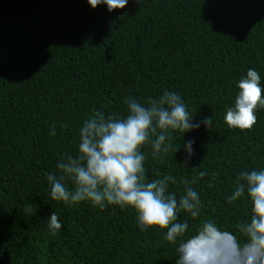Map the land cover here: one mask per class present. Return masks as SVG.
<instances>
[{"label": "trees", "instance_id": "16d2710c", "mask_svg": "<svg viewBox=\"0 0 264 264\" xmlns=\"http://www.w3.org/2000/svg\"><path fill=\"white\" fill-rule=\"evenodd\" d=\"M248 69L264 88V0H129L112 12L88 0H0V264H175L176 246L163 231H141L133 210L53 201L46 178L59 175L65 153L77 154L94 111L125 116L127 98L143 103L165 90L181 95L196 122L213 117V127L174 134L176 147L195 142L187 167L183 147L162 164L145 146L147 176L205 171L192 185L200 216L179 220L188 219L189 235L213 220L243 239L237 224L250 218V199L226 198L242 171L264 170V108L252 131L229 128L224 116ZM184 187L169 192L179 198ZM54 211L55 236L46 227Z\"/></svg>", "mask_w": 264, "mask_h": 264}, {"label": "clouds", "instance_id": "9594fccd", "mask_svg": "<svg viewBox=\"0 0 264 264\" xmlns=\"http://www.w3.org/2000/svg\"><path fill=\"white\" fill-rule=\"evenodd\" d=\"M93 9L104 4L112 12L124 9L129 0H88ZM143 6V0H134ZM238 93L232 106L226 109L224 122L229 128L252 131L257 123L256 111L264 108V88L255 69H248L238 84ZM127 115L106 114L96 110L83 121L79 130L76 155L65 153L57 163L59 175L47 174L51 200L69 206L87 202L103 211L109 206L121 210L131 209L141 231L155 228L164 232L167 242L176 246L175 264H264V170L242 171L236 178L229 204L245 195L252 204L250 218L239 222L237 229L241 239L230 231L220 229L215 221L202 222L193 234H188L189 221L179 220L181 212L195 220L201 214L202 201L192 187L207 174L180 178L161 175L156 179L146 174L143 152L151 148L153 159L166 163L170 152L175 155L183 147L185 167L194 152V140H183L176 147L174 134L198 129L201 124L213 127V117L196 122L180 94L165 90L157 97L138 102L135 97L125 100ZM55 125L49 135H55ZM72 187L69 188L68 183ZM182 183L183 194L178 198L169 192L170 184ZM29 217L35 215L32 204L24 207ZM49 234L55 236L62 228L54 211L46 222Z\"/></svg>", "mask_w": 264, "mask_h": 264}]
</instances>
